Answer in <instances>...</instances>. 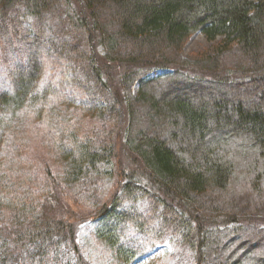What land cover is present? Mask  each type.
Listing matches in <instances>:
<instances>
[{
	"label": "trees",
	"instance_id": "16d2710c",
	"mask_svg": "<svg viewBox=\"0 0 264 264\" xmlns=\"http://www.w3.org/2000/svg\"><path fill=\"white\" fill-rule=\"evenodd\" d=\"M79 2L0 0V264H264V0Z\"/></svg>",
	"mask_w": 264,
	"mask_h": 264
},
{
	"label": "rangeland",
	"instance_id": "374dc122",
	"mask_svg": "<svg viewBox=\"0 0 264 264\" xmlns=\"http://www.w3.org/2000/svg\"><path fill=\"white\" fill-rule=\"evenodd\" d=\"M70 1L74 11L85 17L88 11L82 2H79V0ZM220 42L221 37L219 36L215 39H209L203 33L196 32L192 34L184 44L182 48V55L190 61L201 62L218 53ZM11 58L12 54H10L9 45L0 43V68L8 64ZM167 71L168 69H161L157 72L158 74H161ZM137 89L138 85L135 86V91H137ZM93 124H95L93 121L88 123L89 126H92ZM151 241L156 244L154 239H151ZM88 244L89 251L96 264H110L106 261V259L109 258V252L100 247L101 245L98 243L92 242ZM150 262H154L156 264H186L185 259L181 256V254L174 253L171 248L162 244H156L150 251L136 260L135 264H148Z\"/></svg>",
	"mask_w": 264,
	"mask_h": 264
}]
</instances>
